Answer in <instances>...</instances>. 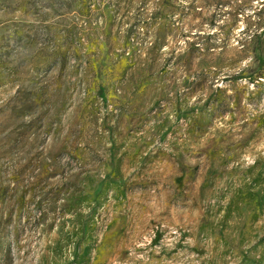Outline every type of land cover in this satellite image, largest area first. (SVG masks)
Segmentation results:
<instances>
[{"label": "rangeland", "instance_id": "rangeland-1", "mask_svg": "<svg viewBox=\"0 0 264 264\" xmlns=\"http://www.w3.org/2000/svg\"><path fill=\"white\" fill-rule=\"evenodd\" d=\"M0 264H264V0H0Z\"/></svg>", "mask_w": 264, "mask_h": 264}]
</instances>
